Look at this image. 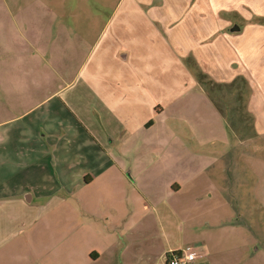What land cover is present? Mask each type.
<instances>
[{
    "label": "crops",
    "instance_id": "0c3cea01",
    "mask_svg": "<svg viewBox=\"0 0 264 264\" xmlns=\"http://www.w3.org/2000/svg\"><path fill=\"white\" fill-rule=\"evenodd\" d=\"M180 1L159 18L166 31L158 30L161 43L155 47L153 29L150 39L128 28L102 44L113 16L90 44L69 31L68 21L49 19V28L42 29L39 18L23 10L16 15L13 3L0 6V264H167L171 251L199 245L192 264H262L258 256L264 248L249 249L263 245V232L234 206V199L242 200L238 183L247 162L220 167L219 178L202 177L230 153L237 135L187 62L194 60L214 84H231L238 75L225 57L237 33L210 12H197L210 9L209 1ZM8 10L16 15L11 21ZM131 22L137 23L123 17L118 24ZM77 48L84 56L70 81L54 70L62 86L56 88L46 72L42 82L40 63L51 65L54 57L78 53ZM8 55L16 63L10 64ZM69 63L66 59L62 77ZM170 66L177 75L170 74ZM81 77V103L75 107L62 95L73 92ZM187 97L203 101L202 113L184 105ZM245 142L240 139L239 145ZM88 187L96 188L97 210L85 223L95 229L94 241H81L83 254L74 260L71 206L60 221L62 210L42 212L40 200L61 198L69 206L74 192ZM138 199L145 204L144 216L135 208ZM169 211L193 224L190 242L172 237ZM186 245L190 249L182 250Z\"/></svg>",
    "mask_w": 264,
    "mask_h": 264
},
{
    "label": "rangeland",
    "instance_id": "374dc122",
    "mask_svg": "<svg viewBox=\"0 0 264 264\" xmlns=\"http://www.w3.org/2000/svg\"><path fill=\"white\" fill-rule=\"evenodd\" d=\"M197 2L199 0H196ZM211 4V8L208 6L201 7L198 9V13H205L208 15H214L218 20L220 19L224 23H230L231 27L238 26L239 31L233 32L237 33L236 45L228 50V56L225 57L227 62L231 61L232 67L229 65V70L234 72L238 77L234 78L231 84L217 85L214 84L210 79V76L203 72L194 60L189 59L187 62L194 71V74L202 84L203 88L211 94L218 106L223 111L224 115L227 117L229 126L236 134L234 140V148L230 153H225L224 158H221L219 162L215 163L213 167L206 170L202 177H213L217 178L223 176L219 173V168L222 170L226 168L227 164L235 163V161L242 160L243 166H247L248 172H243V182L238 183V195L242 200L235 201L234 206H236L239 211L238 214L244 215L243 217L250 222V225L255 229L259 227L264 235V0H206ZM216 1V2H215ZM13 3L16 6L14 12L19 15V12L25 11L27 15L39 18V27L42 29L49 28V19L53 20L55 18L62 19L63 22H70V32L77 38L83 34L86 41L92 44L100 33L103 26V22H106L110 16L114 17V22L112 27L106 32L103 41H107L113 38V35H121L127 33V29L130 28L131 32L136 31L138 37L144 38V34L149 35L152 33V46L160 44L158 40V30L165 32L166 28L160 22L159 18L164 16H169L170 12L175 11V6L179 7L180 0H0V6H7V3ZM17 2H23L20 6ZM3 3V4H2ZM213 6V7H212ZM186 9V8H185ZM183 9V10H185ZM181 9V11H183ZM178 11V8L177 10ZM180 11V10H179ZM197 14V13H196ZM7 18L11 21L13 16L9 10L7 11ZM25 15V14H24ZM131 17L136 20V24L131 22L130 24H118L120 18ZM150 18L152 24L145 21V18ZM54 21V20H53ZM139 22V23H138ZM14 28L13 25H10ZM131 26V27H130ZM135 29H134V28ZM140 27L143 30H140ZM155 27V28H154ZM120 28V29H118ZM228 27L223 29V32H227ZM231 31V29H230ZM232 32V31H231ZM221 35V34H220ZM219 33L217 34V43L219 40ZM158 41V42H157ZM149 43L151 41H148ZM213 42V40H211ZM154 43V44H153ZM204 43V42H203ZM217 45V50L221 48L220 44ZM76 47L72 49L75 50ZM78 53H71L69 56L58 55L54 58L52 57L54 63L41 64L40 74L42 82L45 81L43 78L44 73L50 77L51 83L55 82L56 88L62 86L63 81H70L72 77L75 76L77 69L79 68L81 61L84 56V51L81 48H77ZM100 48L96 50V54ZM204 53V50H203ZM217 53V52H216ZM95 54V55H96ZM203 55H200L202 57ZM209 57V56H208ZM193 58V57H191ZM69 61L67 66L68 75L62 77V72L64 71L65 60ZM170 64H171V57ZM7 60L10 64L16 63L17 58L13 55ZM164 60V59H163ZM207 60H209L207 58ZM214 60H217L214 58ZM230 63V64H231ZM38 62H34V66H37ZM191 69V70H192ZM56 71L58 77L55 76L53 71ZM170 74L177 75L178 71H171ZM172 74V76H173ZM55 78V79H54ZM81 78L78 79L77 85L73 92L64 93L62 99H67L68 102L75 107H79L81 103ZM50 80V81H51ZM180 88L179 90H183ZM45 88L42 86L41 98L44 96ZM183 105V101L181 103ZM184 105L190 110H197L202 113V108H204V103L202 100L196 102L194 98L187 97L184 99ZM169 106V105H168ZM175 108L169 109V113L175 115ZM207 111L205 110V114ZM255 129H258L255 131ZM238 137V138H237ZM249 138V139H248ZM244 139L247 142L244 145H239V140ZM239 156L236 157V155ZM211 158L212 155L210 154ZM247 157V161L246 160ZM213 159L208 160V163ZM245 162H247L245 164ZM210 164V163H209ZM221 164V165H220ZM212 165V164H211ZM208 167V166H207ZM216 169V170H215ZM215 170V171H214ZM127 177L128 170L125 172ZM58 197H61L58 195ZM62 200L61 198H57ZM96 188L88 187L82 189L81 192L75 191L73 198L67 200L69 206L63 201L53 200V199H41L40 206L42 212L46 209L60 208L62 212L58 213L57 220L63 218L61 213L63 211H70V206L73 210V221H74V231H73V241L78 245L74 247L73 258L74 260L80 258L83 254L82 243L84 241H94L92 238V233L95 231L85 225L88 221L92 219L89 212L97 210L96 201ZM59 204V205H58ZM61 204V205H60ZM145 204L138 199L135 208L138 210L139 214L143 216L147 214V210L144 208ZM237 212V211H236ZM169 219V229L175 232V240L184 237V243L190 242L192 240L190 223H185L184 220L177 219L178 216H174L169 211L167 214ZM12 218V217H11ZM6 219V217H5ZM4 219V220H5ZM59 221V222H60ZM164 222V221H163ZM181 226L184 230L182 231ZM194 227V226H192ZM58 230L60 227L58 226ZM92 231V232H91ZM219 231V230H217ZM59 234H56L58 236ZM176 235H178L176 237ZM45 240L50 241L52 239L51 231L45 235ZM82 241V243H81ZM264 245V240H261ZM257 243L254 247H250L249 250H256L260 248L263 250L264 246ZM191 246V245H190ZM190 246L183 247L182 250L190 249ZM264 264V252L260 253L258 256Z\"/></svg>",
    "mask_w": 264,
    "mask_h": 264
},
{
    "label": "built area",
    "instance_id": "2783aa9c",
    "mask_svg": "<svg viewBox=\"0 0 264 264\" xmlns=\"http://www.w3.org/2000/svg\"><path fill=\"white\" fill-rule=\"evenodd\" d=\"M200 248H202V245L191 251H171L166 255L167 264H192L199 257L198 250Z\"/></svg>",
    "mask_w": 264,
    "mask_h": 264
},
{
    "label": "water",
    "instance_id": "95a60500",
    "mask_svg": "<svg viewBox=\"0 0 264 264\" xmlns=\"http://www.w3.org/2000/svg\"><path fill=\"white\" fill-rule=\"evenodd\" d=\"M240 30V28L238 27V26H235V27H232L231 28V31L232 32H237V31H239Z\"/></svg>",
    "mask_w": 264,
    "mask_h": 264
}]
</instances>
